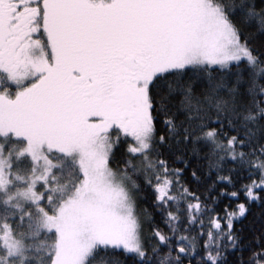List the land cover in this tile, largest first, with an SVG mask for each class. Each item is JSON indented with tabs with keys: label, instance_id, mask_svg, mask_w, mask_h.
<instances>
[{
	"label": "snow or ice",
	"instance_id": "snow-or-ice-1",
	"mask_svg": "<svg viewBox=\"0 0 264 264\" xmlns=\"http://www.w3.org/2000/svg\"><path fill=\"white\" fill-rule=\"evenodd\" d=\"M253 203L264 0H0V264H264Z\"/></svg>",
	"mask_w": 264,
	"mask_h": 264
},
{
	"label": "trees",
	"instance_id": "trees-1",
	"mask_svg": "<svg viewBox=\"0 0 264 264\" xmlns=\"http://www.w3.org/2000/svg\"><path fill=\"white\" fill-rule=\"evenodd\" d=\"M257 45H259V39ZM262 225H264V206L253 203L247 216L237 223V228L243 227L246 232H250L260 229Z\"/></svg>",
	"mask_w": 264,
	"mask_h": 264
}]
</instances>
